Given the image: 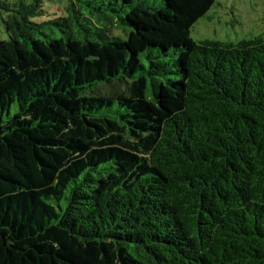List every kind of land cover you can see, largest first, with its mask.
<instances>
[{
	"label": "trees",
	"instance_id": "trees-1",
	"mask_svg": "<svg viewBox=\"0 0 264 264\" xmlns=\"http://www.w3.org/2000/svg\"><path fill=\"white\" fill-rule=\"evenodd\" d=\"M150 1L0 0V264H264V35Z\"/></svg>",
	"mask_w": 264,
	"mask_h": 264
},
{
	"label": "rangeland",
	"instance_id": "rangeland-1",
	"mask_svg": "<svg viewBox=\"0 0 264 264\" xmlns=\"http://www.w3.org/2000/svg\"><path fill=\"white\" fill-rule=\"evenodd\" d=\"M13 2L14 0H7ZM30 3L33 0H25ZM160 6L161 0L150 1ZM69 0H42V13L34 21H48L67 11ZM8 12L0 9V40L9 39L5 20ZM195 41L205 39L238 42L264 35V0H216L205 16L192 27ZM124 85L120 86V89Z\"/></svg>",
	"mask_w": 264,
	"mask_h": 264
}]
</instances>
